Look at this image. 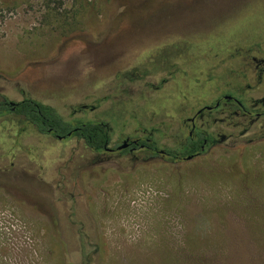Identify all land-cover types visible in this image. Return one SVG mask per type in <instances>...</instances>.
<instances>
[{
  "label": "rangeland",
  "instance_id": "rangeland-1",
  "mask_svg": "<svg viewBox=\"0 0 264 264\" xmlns=\"http://www.w3.org/2000/svg\"><path fill=\"white\" fill-rule=\"evenodd\" d=\"M263 39L264 0H0V99L70 120L82 103L103 119L114 108L116 139L173 133L196 69L183 61L180 81L151 94L165 71L149 53L179 42L214 61ZM134 67L149 72L116 80ZM93 157L0 116V264H264V136L178 162Z\"/></svg>",
  "mask_w": 264,
  "mask_h": 264
},
{
  "label": "flooded vegetation",
  "instance_id": "flooded-vegetation-1",
  "mask_svg": "<svg viewBox=\"0 0 264 264\" xmlns=\"http://www.w3.org/2000/svg\"><path fill=\"white\" fill-rule=\"evenodd\" d=\"M179 42H169L159 49L155 48L149 53L147 65L164 67V75L157 83L148 82L149 92L161 90L166 83L172 80H179L178 74L182 75L183 61L195 68L192 75L190 92L179 94L178 98L192 100L189 106L182 105L174 127L176 130L165 132L160 127L143 129L136 134H123L115 138L116 131L113 126V119L116 115L113 109L107 111L108 119L102 116H91L99 108L98 105L82 103L78 105L72 114L84 110L89 111L82 117L74 120L64 119L75 126L69 130L67 135H59L52 128L40 130L39 127L28 120L25 115L20 114L32 124L38 134L50 136L57 140L78 139L84 142L85 148L93 152V164L107 161H117L121 158H128L137 161L140 158L144 161L157 159H170L178 162L182 160H193L204 154L221 148H236L246 142H254L264 136V39L254 41L248 45H237L227 48L219 47L223 55L215 56L214 61L198 52L189 55L192 47L184 49L178 45ZM146 47H142L141 50ZM100 46L95 52L99 53ZM169 49L163 58L156 65L158 55ZM197 47L196 50H198ZM184 50L186 52H184ZM225 50V51H224ZM139 51V50H138ZM131 52L129 58L136 54ZM91 53V52H90ZM185 56V57H184ZM213 57V55H212ZM119 57L114 59H123ZM113 60V59H112ZM110 61V60H109ZM118 67L121 64L117 62ZM117 67V68H118ZM148 69L140 71L134 67L131 70L117 72V81H139L143 80L142 75L148 74ZM188 74L189 72H185ZM187 78V77H186ZM30 96L24 95L18 103L28 100ZM33 98V97H31ZM112 98V97H111ZM118 97L112 98L114 102ZM35 99V98H34ZM7 114V113H6ZM4 115V114H2ZM0 115V116H2ZM88 123L105 126L107 140L99 146H90L84 138L79 137L82 127ZM116 139V140H115ZM126 145V146H124Z\"/></svg>",
  "mask_w": 264,
  "mask_h": 264
},
{
  "label": "trees",
  "instance_id": "trees-1",
  "mask_svg": "<svg viewBox=\"0 0 264 264\" xmlns=\"http://www.w3.org/2000/svg\"><path fill=\"white\" fill-rule=\"evenodd\" d=\"M15 101H10L6 97L0 99V115L6 113H16L25 115L30 122L37 125L40 130L52 128L59 135H67L69 130L75 126L64 119V116L51 105L45 104L34 98L18 103V108L13 110ZM79 137L85 139L90 146H99L106 142L107 134L105 126L88 123L77 132Z\"/></svg>",
  "mask_w": 264,
  "mask_h": 264
},
{
  "label": "water",
  "instance_id": "water-1",
  "mask_svg": "<svg viewBox=\"0 0 264 264\" xmlns=\"http://www.w3.org/2000/svg\"><path fill=\"white\" fill-rule=\"evenodd\" d=\"M124 146H126V145H124Z\"/></svg>",
  "mask_w": 264,
  "mask_h": 264
}]
</instances>
